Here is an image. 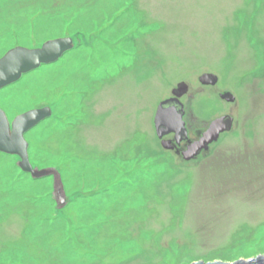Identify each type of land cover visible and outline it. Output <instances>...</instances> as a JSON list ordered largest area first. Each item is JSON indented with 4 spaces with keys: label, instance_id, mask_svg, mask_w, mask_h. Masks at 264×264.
Segmentation results:
<instances>
[{
    "label": "rangeland",
    "instance_id": "obj_1",
    "mask_svg": "<svg viewBox=\"0 0 264 264\" xmlns=\"http://www.w3.org/2000/svg\"><path fill=\"white\" fill-rule=\"evenodd\" d=\"M65 36L76 47L0 89V107L10 121L51 107L25 138L33 166L60 171L68 203L57 208L51 176L0 152V264L263 254L264 0H0V57ZM205 72L218 81L202 84ZM179 82L188 138L233 116L191 160L154 126Z\"/></svg>",
    "mask_w": 264,
    "mask_h": 264
},
{
    "label": "water",
    "instance_id": "obj_2",
    "mask_svg": "<svg viewBox=\"0 0 264 264\" xmlns=\"http://www.w3.org/2000/svg\"><path fill=\"white\" fill-rule=\"evenodd\" d=\"M75 47L73 38L65 36L48 39L38 47L16 45L10 48L0 57V89L15 83L23 74L41 65L58 61L67 51ZM199 81L205 85H213L218 81V76L205 72L199 77ZM187 90L188 84L179 82L177 87L173 88L172 96L159 102L154 116V126L157 136L161 138V144L166 148H173L174 144L188 140V145L181 154L184 159L191 160L196 158L202 150H207L209 144L216 141L222 132L230 130L233 116L224 114L216 117L204 131L199 132V138L190 140L183 118L184 105L180 100ZM220 96L228 101L235 99L234 95L228 91L222 92ZM51 115V107L44 105L22 112L10 121L6 112L0 107V152L17 155L19 157L17 165L34 179L51 176L53 179L52 197L57 208L61 209L68 203V198L60 171L54 166L43 168L33 166L28 153L29 144L25 138L27 131ZM168 133L174 134L173 139L164 138ZM190 264H264V253L232 262L197 260Z\"/></svg>",
    "mask_w": 264,
    "mask_h": 264
},
{
    "label": "flooded vegetation",
    "instance_id": "obj_3",
    "mask_svg": "<svg viewBox=\"0 0 264 264\" xmlns=\"http://www.w3.org/2000/svg\"><path fill=\"white\" fill-rule=\"evenodd\" d=\"M188 131V129H187ZM199 132L201 131H197V135H198V138L200 137V134ZM174 137V136H173ZM173 137H168L166 139H173ZM165 138V137H164ZM190 139V138H189ZM190 140H195V139H190ZM188 145V140H184V141H181L180 143L178 144H174V147L172 148L178 155H182L181 152L186 149Z\"/></svg>",
    "mask_w": 264,
    "mask_h": 264
},
{
    "label": "bare ground",
    "instance_id": "obj_4",
    "mask_svg": "<svg viewBox=\"0 0 264 264\" xmlns=\"http://www.w3.org/2000/svg\"><path fill=\"white\" fill-rule=\"evenodd\" d=\"M2 210V209H1Z\"/></svg>",
    "mask_w": 264,
    "mask_h": 264
}]
</instances>
